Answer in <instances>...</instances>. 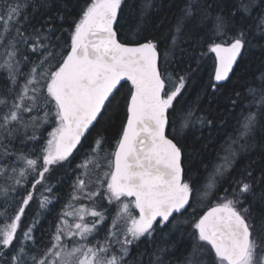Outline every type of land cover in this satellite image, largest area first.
Wrapping results in <instances>:
<instances>
[{
	"label": "snow or ice",
	"instance_id": "6c2138e0",
	"mask_svg": "<svg viewBox=\"0 0 264 264\" xmlns=\"http://www.w3.org/2000/svg\"><path fill=\"white\" fill-rule=\"evenodd\" d=\"M126 2L85 0L65 29L54 26L65 20L56 0H0V74L11 85L0 90V264H264V151L250 159L264 129V61L229 98L241 112L223 155L195 178L186 141L214 121L199 115V97L182 99L207 53L213 94L245 52L264 55V0H181L163 49L146 27L154 0H140L120 38ZM122 82L127 97L118 95ZM121 109L108 148L97 125ZM58 168L73 174L71 191L45 241L35 233L59 199ZM34 201L37 214L22 227ZM181 239L190 247L173 260ZM142 240L148 246L133 255Z\"/></svg>",
	"mask_w": 264,
	"mask_h": 264
},
{
	"label": "trees",
	"instance_id": "16d2710c",
	"mask_svg": "<svg viewBox=\"0 0 264 264\" xmlns=\"http://www.w3.org/2000/svg\"><path fill=\"white\" fill-rule=\"evenodd\" d=\"M84 2L85 0H56L57 7L61 9L60 15L65 17V20L62 22L57 19L54 26L57 28H69L68 22L79 18L78 14ZM154 3L156 7L151 10L148 20L146 21V27L148 28V34L150 37H160V47L163 49L165 47V43L170 41L168 32L175 23V16L178 13L181 0H154ZM139 4L140 0H127L125 5V16L121 20L123 27L118 26L121 39H123L124 35L129 33V28L136 23L138 15L137 8L139 7ZM133 5H135V7H133ZM64 9H66V11H64ZM52 15H56V8L53 9ZM57 35H60L61 43L66 42L68 39L66 33H58ZM200 51L205 50L201 49ZM262 61H264V55H262L259 49H253L250 52H245L244 58L241 59L236 66H234L235 71L234 74L231 75V78L227 81L220 82L221 86L219 87V91L213 94L210 88L206 89V86L208 85L210 76L214 71L215 60L212 53H207L204 60L200 63L199 71L196 72L193 78L188 82V86L185 89L184 96L182 98L183 103L185 106L193 105L199 97V102L195 105L200 109L199 115L214 121L213 125H206L200 128L196 132L195 138L190 136L186 141L189 145L186 149L189 155L185 157L186 170L189 171V174L192 175L193 178L204 175V166L208 165L211 167V165L217 162V156L223 155L221 148L224 145L227 135L233 133L241 112L240 107L233 108L229 98H234L232 94L236 91L242 90L243 82L251 78L252 74L261 65ZM196 67L197 65L192 63V68L195 69ZM122 85L123 86L120 88L118 95L127 97L130 84L129 82H123ZM6 86L10 87V82L5 79L3 74H0V90H3ZM122 116L123 109H121L120 117H116L112 121H103L101 124L97 125V129L103 127V130L108 137V148H111V145L117 138V132L121 124ZM97 129H93L92 133L88 137V141L84 143V147L80 148L79 152L74 153L72 164L73 168L75 167V164L79 163L83 158L84 152L88 150L89 144L92 137L96 134ZM50 130L51 129L49 128L48 131ZM262 137H264V129H258L256 134L257 148L254 149L250 155V159L252 161L261 160V154L262 151H264V139H262ZM14 146L17 149L21 147L19 142H15ZM247 163L248 160L245 159L241 161L237 167ZM65 172V168H58L51 176V181L53 183H57L54 193L59 197V199L54 202V204L49 205L48 211L41 213V222L35 233L38 238L43 233L45 241L47 240L50 227L55 224L57 213H59L62 207L68 202L73 174L69 172L67 176H65ZM99 206L101 208H109L110 211L113 212L114 206H110L108 203L106 204L103 202ZM196 207L198 215L205 209H201L200 206ZM37 209V202L34 201L26 210V217L22 221V227L31 223L32 218L37 214ZM189 211H191V209H189ZM2 222L3 221H0V223ZM110 223L111 220L109 219L104 225L100 226L99 233L95 239L103 240ZM177 237H179V233H177ZM157 240L159 241V236H157ZM147 246V242L142 240L138 245V249L133 248V255L136 254L137 250L143 251ZM188 247H190V244H188L185 239H181L179 245L174 250L172 259L178 260Z\"/></svg>",
	"mask_w": 264,
	"mask_h": 264
},
{
	"label": "rangeland",
	"instance_id": "374dc122",
	"mask_svg": "<svg viewBox=\"0 0 264 264\" xmlns=\"http://www.w3.org/2000/svg\"><path fill=\"white\" fill-rule=\"evenodd\" d=\"M105 202L106 204L108 203L106 200L98 201V204L101 205V203ZM113 212H115V207H113Z\"/></svg>",
	"mask_w": 264,
	"mask_h": 264
},
{
	"label": "water",
	"instance_id": "95a60500",
	"mask_svg": "<svg viewBox=\"0 0 264 264\" xmlns=\"http://www.w3.org/2000/svg\"><path fill=\"white\" fill-rule=\"evenodd\" d=\"M213 54V56H214V60H215V54L214 53H212ZM123 83V82H122ZM129 84H130V82H129ZM207 210V208H205L203 211H206ZM203 211L200 213V214H203ZM199 214V215H200Z\"/></svg>",
	"mask_w": 264,
	"mask_h": 264
}]
</instances>
